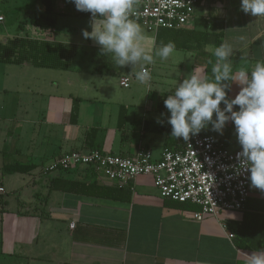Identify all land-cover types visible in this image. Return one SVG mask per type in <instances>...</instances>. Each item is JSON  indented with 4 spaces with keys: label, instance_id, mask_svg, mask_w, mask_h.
<instances>
[{
    "label": "crops",
    "instance_id": "obj_1",
    "mask_svg": "<svg viewBox=\"0 0 264 264\" xmlns=\"http://www.w3.org/2000/svg\"><path fill=\"white\" fill-rule=\"evenodd\" d=\"M33 12L43 14L56 30L47 31L31 22L40 30L37 36L53 34L54 41L75 46L74 60L84 64L72 65L68 71L24 65L19 73L29 78L26 92L44 100V112L38 118L7 120L11 125L2 148L9 143L11 150L0 149V187L5 189L0 205L2 260L11 259L8 264H247V254L264 249V191L252 186L244 210L224 211L199 222L193 219L198 206L168 205L151 177L141 176L118 188L86 168L44 170L65 153L88 152L85 138L92 129L98 131L93 146L113 154L132 155L145 147L159 158L165 149L182 148L183 138L171 136L164 100L193 69L206 75L208 59L222 43L233 49L234 70L264 60V16L243 13L240 0H202L181 30L154 34L139 24L142 46L150 54L169 41L184 46L192 33L221 35L219 45L194 42L195 50L175 48L167 60L156 58L148 65L151 80L147 83L154 86L143 84L147 86L143 104L138 91L118 93L104 84L109 75L118 76L120 87L123 78L136 79L130 66L115 67L100 54L99 45L83 37L84 30H92L90 13L76 10L67 0H31L23 13ZM122 88L130 89L131 81L129 88ZM238 91L239 86L232 84L229 98ZM161 127L164 132L159 131ZM29 131L33 133L30 138L23 136ZM11 164L33 165L34 169L27 174H6L4 166ZM8 176L22 208H6ZM23 195L27 196L21 199ZM229 234L235 237L230 239Z\"/></svg>",
    "mask_w": 264,
    "mask_h": 264
},
{
    "label": "clouds",
    "instance_id": "obj_2",
    "mask_svg": "<svg viewBox=\"0 0 264 264\" xmlns=\"http://www.w3.org/2000/svg\"><path fill=\"white\" fill-rule=\"evenodd\" d=\"M67 2L80 12L91 14L92 30H84L83 37L99 45L100 54L115 67L130 66L131 75L141 84L151 80L148 65L154 64L156 58L167 60L175 51L172 41L161 43L154 54L145 51L142 29L130 16L135 0ZM240 10L253 17L264 16V0H240ZM213 55L215 61H209L210 76L193 69L164 100L171 136L187 142L205 130L223 135L226 124L232 122L241 146L237 153L238 171L250 173L251 186L264 191V60L234 70L230 59L233 49L228 43L215 47ZM232 84L238 85L239 91L229 98ZM247 255V264H264V249Z\"/></svg>",
    "mask_w": 264,
    "mask_h": 264
},
{
    "label": "built area",
    "instance_id": "obj_3",
    "mask_svg": "<svg viewBox=\"0 0 264 264\" xmlns=\"http://www.w3.org/2000/svg\"><path fill=\"white\" fill-rule=\"evenodd\" d=\"M201 3L202 0H135L130 16L150 33L177 31L193 19ZM131 79L123 78L121 86L129 88ZM238 152L216 136L199 134L185 141L180 149H165L159 158L145 147L127 156L74 150L44 170L54 173L92 169L118 188L129 186L138 177H151L162 198L198 206L200 210L194 212L193 219L200 222L207 217L217 218L224 211L244 210L251 195V182L250 173L238 171ZM4 194L5 189L0 187V201Z\"/></svg>",
    "mask_w": 264,
    "mask_h": 264
},
{
    "label": "rangeland",
    "instance_id": "obj_4",
    "mask_svg": "<svg viewBox=\"0 0 264 264\" xmlns=\"http://www.w3.org/2000/svg\"><path fill=\"white\" fill-rule=\"evenodd\" d=\"M30 3L31 0H0V20H1L0 42L4 43L6 39L10 37H24V38L39 37L37 36V31L39 32L40 30L37 29V27L34 26L33 23L31 22L26 23L24 21L28 19V16L23 13V10L25 7L29 6ZM66 22L69 21L66 20ZM141 27L144 29L143 26ZM79 59H82V55L80 56ZM76 61L73 58L71 66L72 65L78 66L84 64L83 61L80 60H76ZM21 69H23V67L19 65H8V64L0 63V149L2 151L11 150V148H9L10 145L9 143H7V147H5L4 149L2 148L3 147L2 141L4 138L7 137V134H9V129L11 125L10 121H7L8 119H12L16 116L18 118H24V119L38 118L44 112L42 110V106L44 105V100L41 97H38L37 95H32V94L30 95L26 92V87H27L26 83L28 84L29 78L26 77L27 75H25L24 78H22V74H19L21 73L20 72ZM53 71H60V70H53ZM48 72L51 71L48 70ZM104 84L110 85L118 93H131L138 91L140 94H142L141 97L144 98L143 100L141 99L143 104L145 103L146 100L147 86L151 88L154 86V84L152 83L151 84L147 83L148 85L146 86L139 83L137 80L131 79V88L123 89L122 87H120V80L117 75L107 76ZM97 85H101V83H98ZM221 107L223 108V104L221 105ZM236 109L238 110V107ZM27 112L29 113V115H27ZM2 118H7V119L4 120ZM85 122L86 119L84 120L83 123ZM26 134L27 135L29 134L28 138H30L33 135L32 131L24 133L23 136ZM200 134L203 135L211 134L213 136H218L225 139V141L228 142L229 144L228 147L233 151L241 149L232 122H228L226 124L223 130V135H219L210 130L201 131ZM27 141H25V149H24L25 151L27 150L26 147ZM6 179H7L6 181L7 195L5 196V201L8 203V206L6 208L7 210H9L10 208H11L10 210H13L19 206L18 205L19 202L18 203L16 202L20 196L16 191H14L15 183H13L12 178L8 176L6 177ZM30 193L31 191L29 190L28 194ZM25 196L27 195H23L21 199L25 198ZM19 207L22 208L23 205H20ZM1 215H2V211H0V216ZM2 227L3 225L0 219V233ZM0 241H1V235H0ZM11 261L12 260L9 258H7L6 260L4 259L2 260V258L0 257V264H8L11 263Z\"/></svg>",
    "mask_w": 264,
    "mask_h": 264
},
{
    "label": "trees",
    "instance_id": "obj_5",
    "mask_svg": "<svg viewBox=\"0 0 264 264\" xmlns=\"http://www.w3.org/2000/svg\"><path fill=\"white\" fill-rule=\"evenodd\" d=\"M44 15L41 13H29L28 20L26 23L33 22L37 27L44 28L47 31L55 32V28L51 23H47V18L43 19ZM168 31V30H163ZM173 32L174 30H170ZM169 31V32H170ZM221 35L216 34H194L190 35L188 41L185 42L184 46H176L175 48L192 51L195 48L191 45L194 42H202L203 45L217 44ZM53 34H46L44 37L37 38H24L15 37L10 38L6 42H0V63L8 65H19V66H31L40 69H51L68 71L70 70L73 58L77 53V48L70 44H63L53 40ZM178 38V37H177ZM177 38L174 37L173 40ZM197 45V43H196ZM199 50V49H196ZM215 61V57H210L208 59V65L206 68V75H211V64L209 61ZM125 115H121L119 126H123V118ZM165 128L161 127L160 132H164ZM97 130L92 129L86 134L85 142L89 146L88 152L92 150H100L99 147H94L95 139L97 136ZM34 169L33 165H21V164H11L4 166V172L6 174L21 173L27 174ZM93 171L92 169H89ZM2 201H0V205ZM172 206L186 207L189 204H182L174 201L167 203ZM238 247H243V245L238 244Z\"/></svg>",
    "mask_w": 264,
    "mask_h": 264
}]
</instances>
